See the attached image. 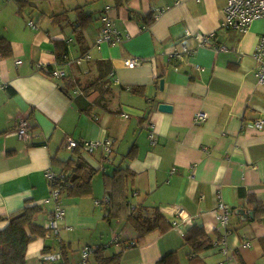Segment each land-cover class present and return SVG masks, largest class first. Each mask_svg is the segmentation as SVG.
<instances>
[{
  "label": "crops",
  "instance_id": "0c3cea01",
  "mask_svg": "<svg viewBox=\"0 0 264 264\" xmlns=\"http://www.w3.org/2000/svg\"><path fill=\"white\" fill-rule=\"evenodd\" d=\"M54 1L50 15L27 19L30 30L22 21L23 32L0 36L12 46L10 55L0 52V230L28 203L42 208L35 223L47 228L57 203L47 169L73 171L66 161L81 157L95 174L91 193L62 191L61 244L49 231L36 235L27 264H42L48 252L62 254L50 264H99L118 253L119 264H264V126L255 124L264 120V83L254 58L264 20L228 31L221 24L227 0ZM106 11L121 35L114 45L97 44ZM197 32L216 33L213 44L199 46ZM184 46L191 52L171 58ZM133 57L141 63L126 66ZM200 111L207 120L197 123ZM22 119L29 126L20 136ZM67 138H111L112 152L69 149ZM219 193L232 209L229 256L220 243ZM249 197L263 208L254 211ZM177 205L190 220L174 213ZM157 214L169 227L141 236L139 224ZM194 227L212 246L200 251L187 241ZM87 245L101 251L84 261Z\"/></svg>",
  "mask_w": 264,
  "mask_h": 264
},
{
  "label": "built area",
  "instance_id": "2783aa9c",
  "mask_svg": "<svg viewBox=\"0 0 264 264\" xmlns=\"http://www.w3.org/2000/svg\"><path fill=\"white\" fill-rule=\"evenodd\" d=\"M108 11V10H107ZM103 13L101 17L102 27L100 29L99 35L97 37V44L102 45L103 43H107L110 45H114L117 42L121 41V35L119 32L112 26V21L107 13ZM163 12V9L156 8L155 16H158ZM264 20V0H227L225 7L222 10V27L227 29L228 31H240L245 32L248 30L250 25L257 21ZM30 25H35L32 21L29 22ZM187 35H191L190 31H187ZM194 36L199 41V46H203L206 44H213V40L216 37V33H201L197 32ZM223 48L222 46H218ZM191 51L187 47H183L182 50L174 49L170 56L173 59H181L185 54L190 53ZM254 58L257 62L256 75L259 84L264 83V34L259 36V39L256 43L254 50ZM141 59L133 57L125 60V64L128 67H135L139 63H141ZM19 63L20 60H17ZM54 76H63L64 72L62 70H54L52 72ZM117 81V79H115ZM127 115V114H125ZM207 120V113L204 111L197 112L195 115V121L197 123H201ZM255 124L260 129L264 126V120H256ZM29 126L27 119H22L19 126L17 127V131L20 136L26 134L27 128ZM151 143L155 144V134L154 132L150 135ZM112 143L113 140L110 139H102V140H86L83 143H79L77 140L73 138H67L64 142V146L69 149H75L79 146H82L83 149L89 153L95 152L99 147H104L106 153L112 152ZM46 177L51 187V196L57 201L55 210L52 215L48 218L47 221V229H49L50 235L57 236L60 241L62 240L60 237V231L62 228V222L65 216V209L61 205L60 197H61V189L58 185L59 182H65L69 184V174L66 171H55L51 168L46 170ZM219 200L216 206V214L217 219L219 221L220 226L224 230V234L220 241L224 252L229 256L230 247L227 245L226 237L231 232L229 229L230 223V214L232 209L230 206L223 200L221 193L218 194ZM97 204L100 201H96ZM174 213L179 215L182 219H191V216H185V210L182 206L177 205L174 209ZM178 221H173L172 225H178ZM135 244V242H132ZM246 246H249V243H246ZM95 246L87 245L83 248V259L84 261L95 251ZM62 258L61 253H52L48 252L42 256L43 264H50L56 262L58 259ZM218 264H223L222 262Z\"/></svg>",
  "mask_w": 264,
  "mask_h": 264
},
{
  "label": "trees",
  "instance_id": "16d2710c",
  "mask_svg": "<svg viewBox=\"0 0 264 264\" xmlns=\"http://www.w3.org/2000/svg\"><path fill=\"white\" fill-rule=\"evenodd\" d=\"M11 51V42L5 37H0V52L2 55H10ZM135 152L136 149L132 148L126 156H133ZM80 161H82L81 157L77 161H66L67 166L71 164L72 166L75 165L76 168L73 171L70 168L65 169L69 174V184L65 182L58 183L61 192L67 191L69 196H84L92 191V179L95 170L87 169L85 164H79ZM249 198L250 202L255 205L254 211L263 208V205L254 197ZM41 211L42 208L38 205H30L28 203L20 210L6 217L8 224L5 228L0 230V264H27L26 250L29 242L33 240L36 235H45V233L49 231V229L35 223V218ZM0 218L4 219L2 216H0ZM139 225H142V228H140L141 236L156 227H169L168 222H166L160 214H157L153 221H145ZM192 230H195V227L192 228ZM187 241H190L196 246V250L200 251L209 248L213 244L206 238L204 233L199 230L190 231L187 236ZM62 251L64 254L67 251V247H65L64 244L62 245ZM95 251L99 253L101 247L98 246ZM120 258L121 253L110 257H101L99 258V264H119ZM164 261L167 262V258L161 259L159 264H164Z\"/></svg>",
  "mask_w": 264,
  "mask_h": 264
},
{
  "label": "rangeland",
  "instance_id": "374dc122",
  "mask_svg": "<svg viewBox=\"0 0 264 264\" xmlns=\"http://www.w3.org/2000/svg\"><path fill=\"white\" fill-rule=\"evenodd\" d=\"M56 2L57 1L54 0H0V36H7L9 33L16 31H19L20 33L23 32V29H21L22 21L25 28L30 30V27L26 25L27 19L39 21V19L42 18L43 13L50 15L49 13H52L57 4ZM79 2L83 3L82 1ZM32 3L37 5V8L32 7ZM70 5L74 4L70 3ZM17 11L20 14V17L17 14L15 16ZM65 197L62 199L65 200ZM45 207L48 208V206ZM41 217L42 216H38L37 220L40 221ZM52 238L56 240V244L58 243L57 246L59 247L61 244L60 239L53 236Z\"/></svg>",
  "mask_w": 264,
  "mask_h": 264
},
{
  "label": "water",
  "instance_id": "95a60500",
  "mask_svg": "<svg viewBox=\"0 0 264 264\" xmlns=\"http://www.w3.org/2000/svg\"><path fill=\"white\" fill-rule=\"evenodd\" d=\"M164 83L163 80H161V85ZM159 109L162 111H171L172 106L170 104L167 103H160L159 104Z\"/></svg>",
  "mask_w": 264,
  "mask_h": 264
}]
</instances>
